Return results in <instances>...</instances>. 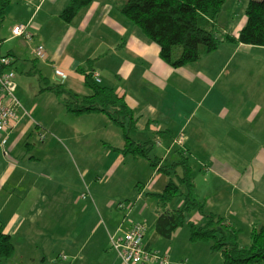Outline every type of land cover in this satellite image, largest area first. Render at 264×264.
Wrapping results in <instances>:
<instances>
[{
    "label": "crops",
    "instance_id": "0c3cea01",
    "mask_svg": "<svg viewBox=\"0 0 264 264\" xmlns=\"http://www.w3.org/2000/svg\"><path fill=\"white\" fill-rule=\"evenodd\" d=\"M69 1L13 0L1 27L12 65L30 55L31 67L22 66L28 75L31 70L39 74L43 87L38 90V102L14 106V127L0 133V230L14 247L12 257L0 264H16L20 259L22 264H41L47 259L61 264H123L111 249L110 238L118 229H126L122 225L127 221L116 229L113 224L110 228L102 224L104 233L93 239L95 229H101L97 220L84 238L88 225L78 204L87 200L80 197L86 184L81 177L89 173L85 166L80 173L78 163L90 151L98 174L109 180L118 175L119 182L128 181L129 193L133 187L138 190L133 194L136 204L144 200L134 218L136 209L129 205L125 219L145 222L142 244L147 253L167 264H223L220 252L211 250V242L190 240L188 224L169 239L160 237L154 228L156 201L148 203L143 197L147 191H163L167 177L159 168L185 157L196 199L206 214L222 218L246 243L253 229L264 226V48L221 41L201 60L173 68L120 12L126 0H90L66 23L60 15ZM234 11L228 15L238 25L222 28L218 24V39L237 35L243 26L244 11L240 18ZM15 25H24L32 39L12 37ZM36 46L43 49L42 59L32 53ZM11 67L5 72L12 74V90L18 82ZM84 74L123 98L137 120L134 141L150 143L149 157L156 161V168L145 160L141 172L138 160L143 158L113 150L123 147V131L106 115H73L65 111L60 97L43 90L49 86V77L80 97L88 96ZM149 109L152 112L147 114ZM49 112L55 115L48 118ZM166 117L171 120L164 124ZM40 133L43 140L38 139ZM180 135L184 138L177 145L175 138ZM174 171L181 173L179 168ZM128 172L131 180H127ZM180 190L184 195V187ZM128 197L118 196L115 201L127 204ZM182 203L183 196L177 197L166 210ZM189 212L187 222H203L196 210ZM128 224L127 228L136 223ZM61 233L65 234L63 248L54 259L52 248L48 255L43 252L46 235L55 242Z\"/></svg>",
    "mask_w": 264,
    "mask_h": 264
},
{
    "label": "trees",
    "instance_id": "16d2710c",
    "mask_svg": "<svg viewBox=\"0 0 264 264\" xmlns=\"http://www.w3.org/2000/svg\"><path fill=\"white\" fill-rule=\"evenodd\" d=\"M12 1L0 0V23L6 18L7 8ZM227 1L126 0L120 12L157 46L158 56L165 64L181 68L212 53L221 41L264 48V0H249L244 9L246 22L237 35L224 34L221 35L222 39H218L220 29L217 18ZM89 2L90 0H70L60 18L66 23L70 22ZM175 47H179L180 52L177 58L173 59ZM10 59L8 54L3 55L0 51V74H6L5 70L12 66ZM5 60L8 61L7 64L4 63ZM83 81L90 91L85 97L64 89L61 84H53L43 90L61 97L63 108L73 115H106L123 131V147L113 150L143 158L152 168H156V161L149 157L150 143L140 144L130 138L136 131L137 120L133 118L123 98L112 89L99 85L89 74L83 75ZM38 139L43 140L44 134H39ZM175 168H179L181 173H176ZM158 170L167 177V183L161 193L149 195L156 201L158 217L154 228L160 237L171 238L172 234L186 223L189 226L190 240L211 242V250L220 252L223 264L264 263V226L251 231L248 247H240L237 243L238 231L224 225L222 218L206 214L198 203L185 157H180L178 162L168 168ZM182 187L185 189L184 195L181 194ZM182 196L181 206L171 211L166 210L169 203ZM80 197L82 198V195ZM191 210L199 213L203 220L201 224L185 221V214ZM13 252L14 247L9 236L0 230V260L10 259Z\"/></svg>",
    "mask_w": 264,
    "mask_h": 264
},
{
    "label": "rangeland",
    "instance_id": "374dc122",
    "mask_svg": "<svg viewBox=\"0 0 264 264\" xmlns=\"http://www.w3.org/2000/svg\"><path fill=\"white\" fill-rule=\"evenodd\" d=\"M248 1L249 0H228V2L224 6V8L221 12V15L218 19L219 26L222 28H225V25H229L230 28L235 26L238 23V20L232 19L231 14L230 15H228V14L230 12H232L233 10H235L234 12H236L237 16L240 18L243 15V11H244ZM243 17L245 18V15H243ZM5 21L6 20L4 19V21H2L0 23V42L2 44L0 51L2 54H6L7 51L9 50V49H7V45L5 46V44L2 43L3 39L1 38L2 34H3V30H1V27L5 26V24H6ZM245 22H246V18H245ZM245 22H244V24H245ZM220 27H219V29H220ZM179 52H180V48L175 47L174 51H173V59L177 58ZM28 57L29 58L27 60H24V61L23 60L19 61V59L15 60V63L10 68V69H12V71L14 73V77L16 79V82H18V87L16 86L14 89H12V95H13L14 99L18 102V104L21 105L20 107H22L23 101L28 103V104L31 103L33 100H36L38 102L39 98H37V97L40 94V92L38 90L43 87L42 81L40 82L41 78H40L39 74H37V73L33 72V70H31L30 75H28L27 74L28 69L26 71L24 70V68L22 66L23 64L28 65L30 68L31 63L34 62V59L32 60L30 55ZM29 60H31V61L29 62ZM36 67H37V65H36ZM5 71H7V70H5ZM15 79H14V82H15ZM46 80H48L49 86H51L53 84H61L62 85L61 81L57 82L55 80H50L49 77H46ZM58 100H59V102H62L61 97L58 98ZM150 112H152L150 109L147 110V114ZM53 115H55V114H52L49 112L48 118H50V116H53ZM31 119L34 120L33 117H31ZM170 120L171 119L166 117L162 121V123H164V124L168 123ZM40 134H42V133H40ZM130 138L132 140H134V135L131 134ZM177 138H175V141ZM91 153H92L91 151L89 153L86 152L85 156L83 157V159H84L83 162L81 164L78 163V171L80 173L84 172V170H82L83 166H85V168L88 169V173H89L88 176L81 177V180L83 181V183H86L85 187L83 188V192L81 195H84L85 196L84 199L87 198V200H83V201L80 200L78 205H80V207L83 209V214H84L83 215V221L86 225H88L87 231L84 234V238H86L85 236L88 233H90L91 231L94 230L93 227H94L95 221L98 220L96 223H98L101 226V229L100 230L95 229L94 235H93V239H98V238H100V233H104L103 232L104 226L110 228L113 224V228L116 229V228H118V226H120V224L123 221H127L128 223H141V222H133V221H131V219H132V217L133 218L136 217V215L143 209L142 207H143L144 200L139 201L136 204L134 202V196L138 192V190H136V188L133 187L129 193V187H128L129 183L127 184L128 181H126L124 183L119 182L118 180H116L118 175L113 176L111 178L114 180H109L110 178L102 176V173H101V175H100V173L98 174L94 168V165L92 164L94 162V158L92 159V156H94V155H90ZM87 154H88V156H87ZM138 161H139L138 163H142V165L139 167L140 169L139 168L138 169L141 172H143V169L147 165V162L145 161V159H139ZM126 176H127V180H131L133 178L129 172L127 173ZM142 179H144V178H142ZM87 183L90 184V189L88 188ZM86 185H87V187H86ZM153 193L154 192L147 191V194H146L147 196L146 197L144 196L143 199H145V200L149 199L148 203H151V202L154 203L155 198L149 195V194H153ZM127 194L130 195V197L127 198V200H129V201L125 202L128 204V206H127V204H124V202H123L124 200L118 201L116 203L115 200H117L118 196H125ZM133 194H134V196H133ZM131 196H133V197H131ZM113 201H115V202H113ZM108 202H110V203H108ZM129 205H131L130 209H132V208L136 209V212L134 214L135 216L133 215L132 217H130V219H125V216H128L130 213L129 212L127 214V211L129 209ZM147 205L148 204H146V206ZM147 208L150 209V207H146V209ZM92 212H93V214H92ZM95 214H96V216H95ZM190 216H191V212H188L185 216L186 222L188 221ZM144 217H147V214H144ZM127 222L123 223L122 226H124V228H127L129 226V224ZM142 224H145V222L142 221ZM145 226H146V224H145ZM64 239H65V234L61 233L59 235V237L56 238V241L53 242V239L50 237L49 234H47L46 235L47 247L45 250H43V252L46 255H48V253L50 252V248H52V251L55 250L53 252L54 253V259H55L58 255H60L59 252L63 248V240ZM237 242H238V245L240 247H248L250 244V242L246 243L243 236H241V235L238 238ZM244 244H246V245H244ZM91 256H93L95 260L98 259L96 253H92ZM48 260L49 259H47V261H45L41 264H61V261H58L57 263H53L54 261H52V259H50L51 261L49 260L50 261V263H49ZM20 261H22V260L21 259L18 260V262L16 264H22V262H20ZM69 262L70 261H67L64 264H69ZM37 263L26 262L24 264H37ZM85 263L89 264L88 262H84L83 264H85Z\"/></svg>",
    "mask_w": 264,
    "mask_h": 264
},
{
    "label": "built area",
    "instance_id": "2783aa9c",
    "mask_svg": "<svg viewBox=\"0 0 264 264\" xmlns=\"http://www.w3.org/2000/svg\"><path fill=\"white\" fill-rule=\"evenodd\" d=\"M10 33L12 37L23 38L27 41L32 39V35L28 33L24 25H15L11 27ZM33 55L37 59H42L43 49L36 46ZM8 63L7 60L4 61ZM57 74L59 71H56ZM11 73L0 74V132H5L16 122V113L14 106H19L18 102L11 94ZM183 137L180 135L176 139L177 145L182 144ZM85 196L82 195V198ZM145 233V226L139 223L131 225L126 229H118L117 234L110 238V246L123 264H167L163 258L155 254L147 253L143 249L142 239Z\"/></svg>",
    "mask_w": 264,
    "mask_h": 264
}]
</instances>
